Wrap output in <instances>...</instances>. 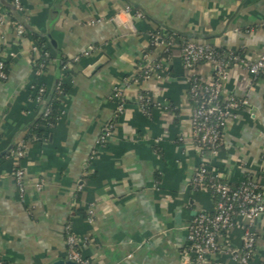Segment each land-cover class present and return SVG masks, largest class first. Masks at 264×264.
Here are the masks:
<instances>
[{"label":"crops","instance_id":"obj_1","mask_svg":"<svg viewBox=\"0 0 264 264\" xmlns=\"http://www.w3.org/2000/svg\"><path fill=\"white\" fill-rule=\"evenodd\" d=\"M10 1L2 0L7 13L0 21V62L9 75L0 83V155L23 143L43 107L32 100L38 56L17 34L6 8ZM23 6L28 27L55 42L49 39L54 56L67 61L94 50L65 78L63 116L50 129L49 141L29 143L22 160L0 164V259L66 260L70 225L90 264H184L188 225L215 204L209 194L191 188L199 156L187 79L198 74L213 80L215 71L210 64L186 71L180 44H208L257 60L264 54V0H23ZM152 34L161 36L154 46ZM171 39L176 44L169 45ZM146 57L161 70L128 81L141 72ZM59 76L55 62L41 82L51 91ZM223 88L249 106L227 121L224 147L211 164L235 184L253 179L264 189V76L254 78L234 66ZM103 135L106 146L97 150ZM17 167L26 173L23 194ZM253 231L257 246L250 264H261L264 213ZM243 232L238 224L220 239L230 251L220 249L216 261L238 264L234 252Z\"/></svg>","mask_w":264,"mask_h":264},{"label":"built area","instance_id":"obj_2","mask_svg":"<svg viewBox=\"0 0 264 264\" xmlns=\"http://www.w3.org/2000/svg\"><path fill=\"white\" fill-rule=\"evenodd\" d=\"M14 12H11L13 26L20 37L29 40L33 52L39 56L38 42L34 40L27 29L28 21L22 17L24 14L23 0H11ZM127 10H131L130 7ZM3 13H7L0 3V21ZM139 18L143 14L137 12ZM161 40L159 34H152L153 43L157 44ZM176 44L171 39L169 45ZM182 64L186 71H191L202 64H210L215 71V78L207 80L204 77L193 74L188 80L189 99L193 105L192 127L194 143L199 156V164L191 180V188L195 191H202L210 195L214 201L212 212H200L194 216L187 227V245L183 250L184 264H221L214 256L220 249L230 251V247L221 246L220 239L237 226L242 224L243 237L239 250H235L234 259L238 264H250L256 253L257 236L253 228L257 218L264 213V189L261 182L253 179H246L240 183H233L224 171L212 166V160L224 146V129L229 119L235 118L242 109L249 106L247 99H238L227 96L224 93L223 80L227 71L234 66H240L247 70L254 78L264 76V54L254 61H249L243 53L234 50H224L208 44H200L192 41H183L180 44ZM93 48H88L83 56H89ZM50 52L44 53L45 59L51 58ZM78 56L73 60H67L63 73L69 74L74 63L81 60ZM49 67V66H48ZM41 64L38 69L34 66L35 83L32 86L33 99L39 105H44L45 95L48 88L41 82V78L47 68ZM161 70L160 63L150 64L145 58L144 66L137 75L128 81H135L139 78H148L155 71ZM8 70L4 62H0V83L8 79ZM118 101L117 112H122V93L116 94ZM65 97V96H64ZM62 97V100L63 98ZM144 102V98H141ZM44 107V106H43ZM49 111L45 113L48 117ZM49 129L54 128L53 123H48ZM115 124L107 126V133L113 130ZM106 146V135H103L97 144V150ZM28 147L20 144L13 153V159L22 160ZM95 150V154L98 152ZM25 170L22 167L15 169V180L20 193H24ZM43 182L37 185L40 190ZM67 259L75 264H90V261L83 256L80 251V239L73 232L70 225L66 228ZM0 264L9 262L0 259ZM261 264H264L262 262Z\"/></svg>","mask_w":264,"mask_h":264},{"label":"trees","instance_id":"obj_3","mask_svg":"<svg viewBox=\"0 0 264 264\" xmlns=\"http://www.w3.org/2000/svg\"><path fill=\"white\" fill-rule=\"evenodd\" d=\"M0 3L3 5L2 0H0ZM3 6L5 7V5ZM11 6H6V8L10 12H14V8L13 6L12 7ZM27 29L30 31L32 38L38 42L37 45L39 48V56L35 60V69H38L41 64H44L45 67H48L50 66V64L56 62V64H58L59 69H60V76L57 78V82L55 83L53 89L51 91L48 89V92L45 95V103L43 106H45L46 104V107L45 108L42 107V110L38 114V118L33 123V125H31V127L29 128L27 137L23 141V144H25L26 146H28L29 143H33V142H48L49 141L50 129L46 126V124L53 123L55 126L57 122L61 119V117L63 116L62 97L66 96L69 92V87L65 82V78L68 75L63 73L66 60L62 57H60V59L58 60L57 57L54 56V46L52 45L50 40L46 37V35L35 32L31 30L29 27H27ZM152 45L154 46L156 44L153 43ZM45 52L51 53L52 56L50 59L44 58ZM142 97L144 98V104H146V101L148 99L145 98V96H142ZM34 98L35 97L32 95V100ZM47 111H49L48 117L45 116V113ZM115 123H116V120H113L110 124H115ZM18 146L19 145H16L4 155H0V164L13 159L14 157L13 153L17 150ZM223 147L221 148V150L223 149ZM78 195L80 196V192ZM66 261L71 262L68 259H66Z\"/></svg>","mask_w":264,"mask_h":264},{"label":"water","instance_id":"obj_4","mask_svg":"<svg viewBox=\"0 0 264 264\" xmlns=\"http://www.w3.org/2000/svg\"><path fill=\"white\" fill-rule=\"evenodd\" d=\"M182 36L191 38L190 36H186V35H183V34H182ZM46 37L52 41V43L54 44V46H56L55 42L52 40V38H51L50 35H46ZM57 59L58 60L60 59V54H58ZM45 107H46V104H45V106L43 108H45ZM5 153H7V152H4V154ZM53 264H75V263H73V262H67L66 260H58V261L54 262Z\"/></svg>","mask_w":264,"mask_h":264},{"label":"clouds","instance_id":"obj_5","mask_svg":"<svg viewBox=\"0 0 264 264\" xmlns=\"http://www.w3.org/2000/svg\"><path fill=\"white\" fill-rule=\"evenodd\" d=\"M123 15V14H122Z\"/></svg>","mask_w":264,"mask_h":264}]
</instances>
